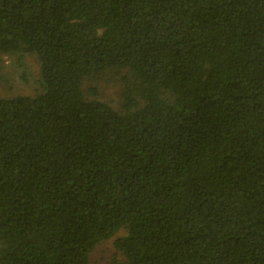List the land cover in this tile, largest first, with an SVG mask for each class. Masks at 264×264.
Wrapping results in <instances>:
<instances>
[{"label":"trees","instance_id":"trees-1","mask_svg":"<svg viewBox=\"0 0 264 264\" xmlns=\"http://www.w3.org/2000/svg\"><path fill=\"white\" fill-rule=\"evenodd\" d=\"M0 264H264V0H0ZM124 72L121 110L83 91Z\"/></svg>","mask_w":264,"mask_h":264},{"label":"rangeland","instance_id":"rangeland-1","mask_svg":"<svg viewBox=\"0 0 264 264\" xmlns=\"http://www.w3.org/2000/svg\"><path fill=\"white\" fill-rule=\"evenodd\" d=\"M40 66L35 56L5 55L0 53V98L17 96L34 97L40 92ZM124 72L108 71L103 75L84 81L83 91L90 98L93 92L99 99L115 110H121ZM121 231L113 238L96 246L90 255L89 264H121L124 259L115 242L124 236Z\"/></svg>","mask_w":264,"mask_h":264}]
</instances>
